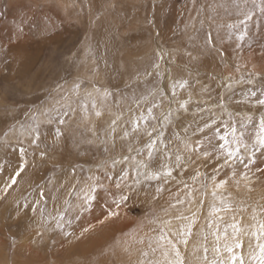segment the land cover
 Instances as JSON below:
<instances>
[{"label": "rangeland", "instance_id": "1", "mask_svg": "<svg viewBox=\"0 0 264 264\" xmlns=\"http://www.w3.org/2000/svg\"><path fill=\"white\" fill-rule=\"evenodd\" d=\"M0 5V264H138L161 259L148 245L162 231L176 242L189 225L187 247H177L185 264H201L202 245L213 258L217 225L222 235L234 215L264 216V150L249 168L239 157L225 165L219 139L244 132L245 161L252 154L264 115V0ZM213 191L247 211L209 215L220 207Z\"/></svg>", "mask_w": 264, "mask_h": 264}, {"label": "snow or ice", "instance_id": "2", "mask_svg": "<svg viewBox=\"0 0 264 264\" xmlns=\"http://www.w3.org/2000/svg\"><path fill=\"white\" fill-rule=\"evenodd\" d=\"M6 5H0V11H3ZM261 12H264V7L260 8ZM252 19V13L246 12L244 13V19L240 21V23L244 24L245 26V32H242L239 39L243 40L244 36L246 34V28H247V22ZM23 23L24 21L21 20L20 23L17 24V31L23 32ZM235 25H229V27H234ZM212 41V37L209 34L208 36V42L210 43ZM156 67H159V65H156ZM251 83V80L249 81ZM187 84V81H179L174 82L172 85V95L175 96L176 92L175 89L177 87L183 89ZM108 93H105V96H107ZM253 96L256 95L255 92L252 93ZM261 95H264V91H262ZM257 104L264 107V99L257 98ZM95 103H93L92 107L95 108ZM185 105H181V107H184ZM149 114H151V110H149ZM101 113L99 111L96 112V116H100ZM249 121H251V117H248ZM61 124L64 123L63 120L60 121ZM115 124V121L112 122ZM136 128L139 127L138 122L135 125ZM147 132V130H145ZM59 135V132L57 133ZM147 135L149 137L152 136V132H147ZM158 135H161L158 133ZM231 135L233 137L232 141H229L226 135H221L219 139L223 141L222 144H220L221 152L224 154V164L228 165L230 161H234L237 157H239L240 163L244 164L245 168H249L251 165H254L256 163L255 157L256 155V149L259 148L261 150H264V115L261 116L259 120V126L258 129L255 130V136H254V143L252 144V154L251 156L247 157V160L245 161V156L242 154L247 153L249 150L248 144L244 142V136L245 133L241 132L239 136L236 135V129H231ZM155 141L150 140L148 147L150 149L155 147ZM232 145H235L233 147ZM187 147V145H186ZM264 154V153H262ZM149 159L151 158V152L148 153ZM205 158L209 156V153L205 152L203 153ZM180 157L177 156V161H179ZM217 160H219V156H217ZM146 166V165H144ZM23 171V167L20 168L19 171L16 172V176H19L20 173ZM257 172L264 173V169L257 168ZM166 175L170 176L171 172H166ZM233 175L235 176V171L233 172ZM153 178H159V174H153ZM215 181V177L212 178ZM242 179L245 181H249V184L252 183L250 180V177L248 173L242 174ZM16 180L12 179L11 184H15ZM227 184V181H220L215 185L216 188H224ZM237 187H239L240 181H236ZM249 184H246L245 187L249 192H251L253 189L249 186ZM11 186V185H9ZM159 191V189H157ZM214 198L220 199V207H217L216 205L212 206L211 212L209 215H215L218 212H228L232 211L235 213L236 211L239 212H246L247 208L243 207L244 201L240 202V205L237 207H233L232 203L228 202L226 198H220L217 197L216 191H213L212 193ZM264 198V197H262ZM89 201L93 199V197H88ZM128 199L127 196H122L121 200L126 201ZM119 207V204H117ZM174 207V205H173ZM262 213H264V206H262ZM112 215H116V213H112ZM177 219H187L186 217H177ZM220 219H223L222 217ZM253 223L251 224H245L243 222V217L239 221L236 220L235 215L233 216V222L231 224H228L224 230L223 234L221 235L219 233V226L217 225V230L213 235L215 236V246L213 247V258L209 261L208 258V248L206 245H202L204 255L202 258L198 259L201 261V264H264V216H261L258 218V215L256 213V209L253 208L252 217H251ZM194 222V221H193ZM166 223L170 224L171 221H167ZM211 227V224L209 225ZM231 228V234H229L228 229ZM172 235L177 236V241L173 242V240L168 239V234L166 232L162 231V234L156 239V246H152V241H149L148 247L151 249L152 254H155L157 251H160L161 253V259H152V260H140L138 264H185V259L181 255L180 249L177 247V244H183L185 247H187L189 242V237L192 235L191 232V225L188 226L186 230L181 229L180 233L177 234L175 232L172 233ZM246 236L254 237L255 238V246L253 247L252 240L249 239L248 241V260L246 261L245 256L242 254V250L244 248V240L243 238ZM221 240H223V243L221 244ZM140 243H143V240L139 241ZM241 250V252H237V250ZM224 253H227V256L224 255ZM141 255L143 257H148L149 252L142 251Z\"/></svg>", "mask_w": 264, "mask_h": 264}, {"label": "bare ground", "instance_id": "3", "mask_svg": "<svg viewBox=\"0 0 264 264\" xmlns=\"http://www.w3.org/2000/svg\"><path fill=\"white\" fill-rule=\"evenodd\" d=\"M197 255V254H196Z\"/></svg>", "mask_w": 264, "mask_h": 264}]
</instances>
